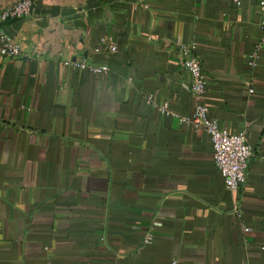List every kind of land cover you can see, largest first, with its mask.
<instances>
[{
    "label": "crops",
    "instance_id": "obj_1",
    "mask_svg": "<svg viewBox=\"0 0 264 264\" xmlns=\"http://www.w3.org/2000/svg\"><path fill=\"white\" fill-rule=\"evenodd\" d=\"M262 20L258 0H33L4 23L28 57L0 68V264H264V47L247 65ZM64 42L108 72L65 64ZM179 44L254 150L238 192L178 119L194 105Z\"/></svg>",
    "mask_w": 264,
    "mask_h": 264
},
{
    "label": "built area",
    "instance_id": "obj_2",
    "mask_svg": "<svg viewBox=\"0 0 264 264\" xmlns=\"http://www.w3.org/2000/svg\"><path fill=\"white\" fill-rule=\"evenodd\" d=\"M231 1L236 6H240L242 3V0ZM258 4L264 8V0H258ZM32 5L33 0H14L0 7V68H4L10 60L28 57L27 41L21 39L19 35L7 32L3 24L10 20L25 19L29 16ZM260 30V39L247 54V65L252 68L257 66L260 51L264 47V20L260 22ZM178 46V57L189 74V91L194 100L191 113L178 116V119L181 123L195 129H202L208 134L212 145L214 164L220 173L224 186L230 191L238 192L246 181L247 170L254 150L247 143L244 134L231 133L219 126L218 120L211 115L210 109L204 101L207 80L200 61L193 52L194 47L185 44ZM30 49L33 54L41 52L42 46L38 39L31 41ZM102 49L115 52L117 46L114 43H107L106 38H100V43L95 51ZM63 50L65 53L63 62L65 64L86 70L94 76L108 72L109 68L106 64L93 63L86 56L76 59L72 46L67 42L63 43ZM147 100L153 103L152 95H148ZM154 106L161 112H168L166 102L154 104ZM152 241L153 233L150 231L144 236L142 244L148 245ZM171 264H176V262L173 261Z\"/></svg>",
    "mask_w": 264,
    "mask_h": 264
},
{
    "label": "rangeland",
    "instance_id": "obj_3",
    "mask_svg": "<svg viewBox=\"0 0 264 264\" xmlns=\"http://www.w3.org/2000/svg\"><path fill=\"white\" fill-rule=\"evenodd\" d=\"M48 1H57V2H63V1H69V2H73L74 4L79 3L81 0H48Z\"/></svg>",
    "mask_w": 264,
    "mask_h": 264
}]
</instances>
